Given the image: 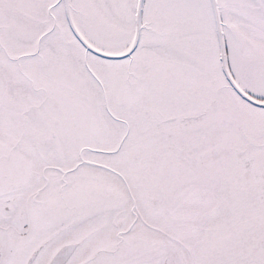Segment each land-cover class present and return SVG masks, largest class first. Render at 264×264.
Returning <instances> with one entry per match:
<instances>
[{
  "label": "snow or ice",
  "instance_id": "6c2138e0",
  "mask_svg": "<svg viewBox=\"0 0 264 264\" xmlns=\"http://www.w3.org/2000/svg\"><path fill=\"white\" fill-rule=\"evenodd\" d=\"M0 264H264V0H0Z\"/></svg>",
  "mask_w": 264,
  "mask_h": 264
}]
</instances>
